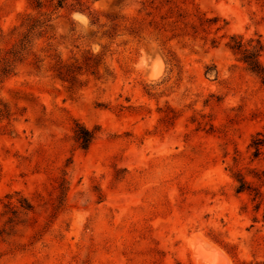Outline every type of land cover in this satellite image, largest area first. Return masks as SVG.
I'll return each mask as SVG.
<instances>
[{
    "label": "rangeland",
    "instance_id": "1",
    "mask_svg": "<svg viewBox=\"0 0 264 264\" xmlns=\"http://www.w3.org/2000/svg\"><path fill=\"white\" fill-rule=\"evenodd\" d=\"M53 3L0 0V264H264V84L229 47L264 65V0Z\"/></svg>",
    "mask_w": 264,
    "mask_h": 264
},
{
    "label": "trees",
    "instance_id": "2",
    "mask_svg": "<svg viewBox=\"0 0 264 264\" xmlns=\"http://www.w3.org/2000/svg\"><path fill=\"white\" fill-rule=\"evenodd\" d=\"M64 0H54V3L52 6L54 9L61 7ZM50 17L44 20L35 19L32 20L28 24V30L21 38V46L22 42L25 41V43L29 42L28 37L30 34L37 30L39 27H41L46 21H48ZM232 43L229 45V47L241 54L240 59L247 65V67L254 72L262 81L264 84V65L260 62L259 56L261 54V51L263 49V45L260 40H256L253 43V40H250V43L248 44V47H245L240 39H237L234 36H231ZM18 51H12L13 55L17 53ZM12 68V62L10 59H5L1 61L0 59V76L7 74L10 72ZM95 131L90 130L84 125L80 123L75 124V139L78 142V145L82 149H87L89 145L91 144L92 140L94 139ZM252 145L254 147V155H258L260 153V148L264 145V138H257L252 141ZM238 181V187L237 190H243L248 188V184L244 180L243 177H239L237 179ZM63 183H61L62 185ZM257 195H260L258 192L255 193V197ZM28 208H31V204H27ZM264 219V214H263Z\"/></svg>",
    "mask_w": 264,
    "mask_h": 264
},
{
    "label": "bare ground",
    "instance_id": "3",
    "mask_svg": "<svg viewBox=\"0 0 264 264\" xmlns=\"http://www.w3.org/2000/svg\"><path fill=\"white\" fill-rule=\"evenodd\" d=\"M209 246H210V245H209ZM209 246H208V248L206 249V251L209 249ZM210 248H211V247H210ZM214 248H215V247H213V249H209V250H208L209 253H210L211 255H213V256L210 257V259L213 258L214 256L217 257V258L219 257V259H221V258H222V255H221L218 251L214 250ZM202 249H204V248H202ZM206 251H205V252H206ZM206 253H207V252H206ZM206 257H207V256H206ZM208 259H209V258H208ZM205 263H206V262H205Z\"/></svg>",
    "mask_w": 264,
    "mask_h": 264
},
{
    "label": "clouds",
    "instance_id": "4",
    "mask_svg": "<svg viewBox=\"0 0 264 264\" xmlns=\"http://www.w3.org/2000/svg\"><path fill=\"white\" fill-rule=\"evenodd\" d=\"M78 19H82L81 17H77Z\"/></svg>",
    "mask_w": 264,
    "mask_h": 264
}]
</instances>
